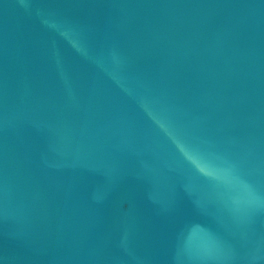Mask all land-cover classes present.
<instances>
[{"label":"water","instance_id":"95a60500","mask_svg":"<svg viewBox=\"0 0 264 264\" xmlns=\"http://www.w3.org/2000/svg\"><path fill=\"white\" fill-rule=\"evenodd\" d=\"M0 264H264V0H0Z\"/></svg>","mask_w":264,"mask_h":264}]
</instances>
